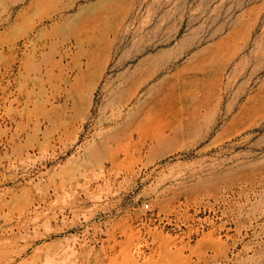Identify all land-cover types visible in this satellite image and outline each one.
Wrapping results in <instances>:
<instances>
[{
    "label": "rangeland",
    "instance_id": "1",
    "mask_svg": "<svg viewBox=\"0 0 264 264\" xmlns=\"http://www.w3.org/2000/svg\"><path fill=\"white\" fill-rule=\"evenodd\" d=\"M0 264H264V0H0Z\"/></svg>",
    "mask_w": 264,
    "mask_h": 264
}]
</instances>
